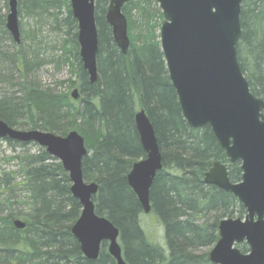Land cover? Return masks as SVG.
<instances>
[{
  "label": "trees",
  "instance_id": "1",
  "mask_svg": "<svg viewBox=\"0 0 264 264\" xmlns=\"http://www.w3.org/2000/svg\"><path fill=\"white\" fill-rule=\"evenodd\" d=\"M55 4L63 6L60 0H18V15L25 12L39 18L55 34L67 30L78 59L77 22L69 6L63 17L61 9L51 13ZM152 5L157 6L155 0H131L122 8L130 40L129 51L123 55L105 21L107 5L97 2L100 79L90 85L80 67L76 79L81 97L77 101L33 85L27 80L29 61L24 54H8L0 44V79L17 71L21 80L18 94L0 98V120L21 131L61 136L66 135L67 127L82 131L90 153L84 159V180L98 183V194L93 197L96 213L119 229L128 264H212L208 253L200 250L217 243L220 221L235 215L243 218L246 212L231 194L206 185L204 177L219 162L226 165L231 182H239L241 164L229 163L209 127L194 130L184 120L156 34L163 16ZM5 9L9 10L8 3ZM6 16L0 17L1 27ZM240 24L237 60L250 92L264 101V1L244 0ZM21 36L22 44L28 36L22 30ZM3 83L0 80V88ZM75 85L71 83V87ZM72 109L83 123H63ZM140 109L155 129L163 157L164 170L153 182L150 201L151 214L165 231L166 250L149 241L137 223L142 209L126 183L132 165L146 157L134 125V113ZM3 141L12 149L28 145ZM38 151L21 163L27 202H10L7 194H15L8 181L4 182L8 192L0 204L4 207V214L0 213V264H115L105 249L97 261L83 256L71 234L81 205L70 194L69 176L57 160ZM212 212L213 218H209ZM18 218L26 223L24 230L14 228ZM240 249L248 252L246 245Z\"/></svg>",
  "mask_w": 264,
  "mask_h": 264
},
{
  "label": "water",
  "instance_id": "2",
  "mask_svg": "<svg viewBox=\"0 0 264 264\" xmlns=\"http://www.w3.org/2000/svg\"><path fill=\"white\" fill-rule=\"evenodd\" d=\"M97 0H70L77 22V45L89 82L98 81ZM107 4L105 21L115 45L123 55L130 48L127 20L122 12L130 0H99ZM163 15L160 46L170 83L186 123L194 130L209 127L231 164L241 162L242 180L231 183L226 166L215 163L205 175V184L233 195L246 211L244 219L221 221L219 240L209 253L212 264H264V102L249 88L238 60L236 47L242 37L241 5L244 0H155ZM264 1V0H263ZM6 29L21 44L18 0H8ZM71 97L80 98L79 89ZM135 125L146 158L135 163L127 177L145 214L151 212L150 191L162 169V155L155 130L144 110ZM0 138L44 147L58 160L71 181V194L82 206L72 234L86 259L96 261L101 243L115 264H127L119 244V231L98 217L92 202L99 186L86 183L82 162L87 155L84 139L72 132L66 137L38 131L19 132L0 120ZM23 230L26 224L15 220ZM246 244L243 254L235 245Z\"/></svg>",
  "mask_w": 264,
  "mask_h": 264
},
{
  "label": "rangeland",
  "instance_id": "3",
  "mask_svg": "<svg viewBox=\"0 0 264 264\" xmlns=\"http://www.w3.org/2000/svg\"><path fill=\"white\" fill-rule=\"evenodd\" d=\"M46 1L57 2V0ZM60 1L63 3V6L58 8L55 4L50 9V11L51 13H54L57 11V9H61V17H63L65 15V11L67 10V6H69L70 8V0H67V2L66 0ZM97 2H99V0L96 1V4ZM7 3L8 0H0V17H2L4 14L6 15L9 13V10L7 11L5 9ZM151 9L158 10L161 13L158 4L156 7L152 5ZM163 22L164 19L160 22V27L156 31V34H158L159 38ZM19 25L20 29L26 33V36H28L26 39L27 45H24L23 49L26 50V47L33 41V46H36V49L39 51V53L37 54V58L34 57L33 53H30V59H27L29 61L27 80L33 85L42 88L43 90H51L54 93L68 94L69 96H71L73 90L75 88H78V82L75 75V71H77L75 61L76 51H73V47L70 43L69 37L66 35L67 30L62 29L59 33L55 34V32L52 31L48 25L42 23L39 18L28 17L25 12H23L19 17ZM0 29L3 30L2 27H0ZM1 30L0 36L3 37V40L1 41L3 49L14 51V47H18V45H16L12 39H9L5 35L3 36L1 34ZM25 53L27 54V51ZM0 80L4 82V86L0 88V95L8 89L9 81L11 82L10 84H15L21 81L17 71L6 73L3 76V79ZM73 82H76V85L74 87H71V83ZM15 91L18 92L16 89ZM93 133L91 134L93 135ZM91 139H93V136H91ZM94 142L95 141L92 140V143ZM38 148L39 147L35 144H28L24 148L12 149L7 145V143L0 140V203H2V201L7 198V196L5 195L8 192L7 187H3L5 185L4 182L6 183V181H8L10 188H12V191H14L15 194L14 196H11V194H7L10 197L9 201L18 202V204L20 202H27V199H25L27 194L24 193V185L22 184L24 178L21 172V163L26 156L37 155L39 152ZM239 182H241V180ZM239 182H235L234 184H237ZM17 208L20 209V207ZM233 217L234 218L232 219L237 218L236 215ZM141 226L146 232L149 241H151L155 245H158L159 247L166 246L163 226L158 221V219L154 217V215H144L142 213ZM242 246L243 245H240L239 249ZM211 250L212 247L205 249L203 248L200 251L207 252L209 254Z\"/></svg>",
  "mask_w": 264,
  "mask_h": 264
},
{
  "label": "bare ground",
  "instance_id": "4",
  "mask_svg": "<svg viewBox=\"0 0 264 264\" xmlns=\"http://www.w3.org/2000/svg\"><path fill=\"white\" fill-rule=\"evenodd\" d=\"M71 11V10H70ZM125 16V15H124ZM126 18V17H125ZM1 27V26H0ZM96 27H97V32H98V25H97V23H96ZM127 27H128V24H127ZM2 29L3 30H1V34L4 36H7L9 39H12V37H11V35H10V33L7 31V29H6V27L4 28V27H2ZM98 34H99V32H98ZM1 37V36H0ZM3 40V37H1L0 38V44L2 45V41ZM13 40V39H12ZM21 41H22V36H21ZM14 42V41H13ZM15 43V42H14ZM70 43H71V41H70ZM99 43V42H98ZM16 44V43H15ZM17 45V44H16ZM20 45V44H19ZM18 45V47L16 46V47H14V51H9V50H5V52L6 53H8V54H13V53H15L16 51H20L22 54H24V56L27 58V59H30V53H33L34 54V57L35 58H37V54L39 53V51L36 49V46H33V43L31 42L27 47H26V50H24L23 49V47H24V45H27V42L25 41L24 43H22L20 46ZM71 45H72V47H73V44L71 43ZM2 49H3V47H2ZM4 50V49H3ZM27 51V54L25 53ZM98 51H99V48H98ZM97 56H98V54H97ZM33 59V58H32ZM75 61H76V67H77V71H75L76 72V74L75 75H77L78 74V72H80V67L82 68V71L86 74V76H87V79H88V81H89V75H88V73H87V71L83 68V65H82V62H81V59H80V57H79V51H78V59L77 58H75ZM13 66V65H12ZM14 68V67H13ZM8 69H10V68H8ZM97 73H98V80L100 79V73H99V69H98V63H97ZM3 76V75H2ZM90 83V82H89ZM97 83H98V81H97ZM96 83V84H97ZM9 84V87H8V89L7 90H5L1 95H0V98L2 97V96H4V95H8V94H11V93H15V94H18L19 92H20V88L18 87L19 86V84H20V82H17V83H15V84H10V83H8ZM95 84V85H96ZM91 85V84H90ZM93 86V85H92ZM15 89L18 91V92H16L15 91ZM77 89H79V88H77ZM79 92H80V90H79ZM80 95H81V93H80ZM81 97V96H80ZM140 110H143V109H140ZM140 110H136V112L134 113V125H135V116H136V114L140 111ZM145 111V110H144ZM146 113V112H145ZM76 109H72L71 110V112H70V114L69 115H65V117L63 118L65 121L63 122V123H66L67 124V126H69V124H71L72 125V123H77V124H79L80 122L81 123H83L82 122V120H81V117H76ZM147 115V114H146ZM183 115V114H182ZM148 116V115H147ZM149 118V117H148ZM150 120V119H149ZM151 122V121H150ZM152 124V123H151ZM10 127V126H9ZM12 128V127H11ZM135 128H136V125H135ZM154 128V127H153ZM155 130V129H154ZM16 131H19V132H25V131H21V130H17L16 129ZM31 131H38V132H41V133H51V132H45V131H41V130H31ZM136 131H137V129H136ZM72 132H75V133H77L78 134V136H80V137H82L83 139H84V143H85V147H86V149H87V146H86V140H85V136H84V134L82 133V131L81 130H79V129H77V130H72L70 127H67V133H66V135H64V136H61V135H57V136H59V137H66L68 134H70V133H72ZM156 133V132H155ZM52 134H55V133H52ZM137 134H138V132H137ZM56 135V134H55ZM157 137V136H156ZM4 139H7V138H4ZM138 139H139V135H138ZM216 139V138H215ZM0 140H2L3 141V139H0ZM158 140V139H157ZM4 142V141H3ZM6 143V142H5ZM30 144H35L36 146H38L39 148L38 149H42V150H44L46 153H47V151L45 150V148L44 147H41L40 145H38V144H36V143H33V142H30ZM139 146L142 148V146H141V142H140V139H139ZM159 149H160V147H159ZM142 150H143V148H142ZM160 152H161V150H160ZM48 154V153H47ZM49 155V154H48ZM161 155H162V153H161ZM50 156V155H49ZM90 156V153H87V155L84 157V159L85 158H87V157H89ZM51 157V156H50ZM84 159H83V162H82V171H83V168H84ZM164 170V166H163V157H162V169L157 173V174H159L160 172H162ZM131 172V170L129 171V173ZM129 173L126 175V183H127V186H128V188L131 190V188L129 187V185H128V182H127V177H128V175H129ZM69 180H70V178H69ZM92 183H96V182H92ZM97 185H98V183H96ZM99 186V185H98ZM70 190H71V181H70V188H69ZM131 192L134 194V192L131 190ZM70 194H71V191H70ZM71 196H72V194H71ZM96 196V195H95ZM94 196V197H95ZM134 196L136 197V195L134 194ZM150 196H151V191H150ZM73 197V196H72ZM74 198V197H73ZM75 199V198H74ZM136 199H137V197H136ZM75 200H77V199H75ZM78 201V200H77ZM92 202H93V205H94V208H95V214L98 216V217H101V218H105V219H107L110 223H112L113 225H114V227L115 228H117L116 227V225L109 219V218H107L106 216H100V215H98L96 212V205L94 204V201H93V198H92ZM1 204V203H0ZM0 213H3L4 214V208H2V206H0ZM81 213H82V208H81V212H80V215L78 216V218H77V220H76V222L77 221H79V219H80V217H81ZM213 212L211 213V214H209V218H213ZM142 215V214H141ZM141 215L140 214H138L137 215V223L139 222V224H140V226H141ZM18 220H20V221H22V222H24L21 218H18ZM76 222L71 226V234H72V228H73V226L76 224ZM25 223V222H24ZM26 224V223H25ZM25 229V228H24ZM23 229V230H24ZM118 229V228H117ZM141 229L143 230V228H142V226H141ZM118 231H119V229H118ZM143 232L145 233V235H146V237H147V234H146V232L143 230ZM72 236H73V234H72ZM74 237V236H73ZM75 238V237H74ZM164 238H165V231H164ZM148 239V238H147ZM75 240H76V238H75ZM77 241V240H76ZM119 244H120V246H121V248H122V244H121V240H120V231H119ZM165 245H166V241H165ZM158 246V245H157ZM161 248H163L164 250H166V246L165 247H161ZM103 249H105L107 252H108V247H107V245H106V243H101V246H100V253H99V256H100V254H101V251L103 250ZM84 256V255H83ZM85 257V256H84ZM99 258V257H98ZM98 260V259H97ZM96 260V261H97ZM127 263V262H126ZM128 264V263H127Z\"/></svg>",
  "mask_w": 264,
  "mask_h": 264
}]
</instances>
